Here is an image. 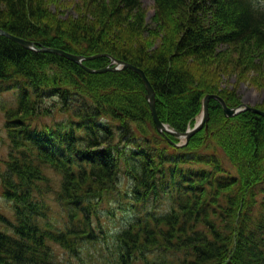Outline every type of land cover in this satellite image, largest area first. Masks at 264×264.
<instances>
[{"label": "trees", "instance_id": "1", "mask_svg": "<svg viewBox=\"0 0 264 264\" xmlns=\"http://www.w3.org/2000/svg\"><path fill=\"white\" fill-rule=\"evenodd\" d=\"M153 1L148 23L141 0H80L65 19L51 11L61 1L0 0V28L107 55L84 61L88 68L113 58L142 69L159 119L176 132L193 125L208 94L240 105L221 78L252 73L264 88V2ZM19 89L0 136V196L11 205L10 216L0 211V264H72L99 242L104 264H264V117L226 118L210 99L207 128L176 147L157 132L133 70L89 73L0 35V94ZM162 196L170 206L149 210ZM114 198L141 212L109 234L100 208ZM52 201L64 210L59 227ZM54 246L72 257L62 262Z\"/></svg>", "mask_w": 264, "mask_h": 264}, {"label": "rangeland", "instance_id": "2", "mask_svg": "<svg viewBox=\"0 0 264 264\" xmlns=\"http://www.w3.org/2000/svg\"><path fill=\"white\" fill-rule=\"evenodd\" d=\"M60 1L61 3H58ZM261 1L264 2V0ZM141 2H142V7L146 13V21L148 23H151V18L154 13V1L141 0ZM56 3H58L57 4L58 7L51 6L52 7L51 11L55 13L59 18L65 19L68 16H75L77 14L76 9L80 4V0H57ZM56 8H58V11H56ZM252 77L254 78L256 77V75L249 73L246 79H241V80H238L236 75L234 74L229 77L225 76L221 78L222 81L221 86L223 88H235L236 94L240 98V105H246L249 107L260 109V106L264 103V88L257 85L258 83H254L251 79ZM19 90H16V92L13 93L6 92L0 94V136L4 137L3 124L5 117H4L3 109H6L5 107L8 108L15 103L18 94L21 92V89ZM211 95H215V94H211ZM230 108H234V107H230ZM201 113L195 119L193 125L188 127L187 130L192 129L194 125L197 123V121L200 120ZM168 128L171 129L169 126ZM176 139L178 140L177 144L184 143L183 139L180 138H176ZM6 152H7L6 147L1 148L0 156L4 155ZM45 173L50 179L51 185L52 186L57 185V182L59 181V177L52 170H46ZM160 199H161L160 201H154V203L153 202L149 203L150 204L148 206L149 210L153 209L152 211L154 213L155 211L157 213H161L164 212L170 206L169 202H167L168 199L167 196H162ZM129 204L130 203L122 201V199L120 200L114 198L112 199L110 204H106V205L104 204V206L100 208L101 209L100 217L102 220L101 222L104 223V229L106 233L108 232L109 234H112L116 231H119L122 227L128 224L129 221H131L133 218H135L140 214L141 209H133L132 205ZM51 205L53 207V213H52L53 218H55V222L57 223L55 227H59L60 225H63L66 222L64 210L60 209V207L57 206L53 201ZM0 211L8 216H10L11 214L10 212L11 205L7 201H5L1 196H0ZM105 247H107V244L99 242L95 246H88L86 251H83L76 258H72V259H70L72 257L71 255L69 254L66 255L57 246H54V251L57 256L59 255V259L62 262L65 261V258L67 256L72 264H104L109 255V252L108 255L104 252Z\"/></svg>", "mask_w": 264, "mask_h": 264}, {"label": "water", "instance_id": "3", "mask_svg": "<svg viewBox=\"0 0 264 264\" xmlns=\"http://www.w3.org/2000/svg\"><path fill=\"white\" fill-rule=\"evenodd\" d=\"M0 35L5 36L13 41H16L17 43H19L20 45H22L23 47L33 50V51H38V52H45V53H53L59 56H62L80 66H82L87 72L89 73H93V74H100L106 71H115V70H121L123 68H129L131 70H133L135 73H137L146 90V99L148 102V106L150 109V113L155 125V128L157 130L158 133H160L161 135H171L175 138H180L184 140L183 144H174L176 147H180L185 145L188 140L190 139V137H192L196 132L200 131L201 129H203L204 127L207 128V122L209 119V111H208V102L210 99H215L216 101H218L223 109V113L225 115L226 118H231L234 117L235 115H237L238 113L244 111V110H249L252 111L262 117H264V111L260 110V109H256L253 107H249L246 105H239L238 107H234V108H230L226 105V103L224 102V100L217 96V95H206L203 99L202 102V113H201V117L200 120L197 121V123L194 125V127L192 129H188L185 132H176L174 130H171L168 128V126L166 124H164L158 116L157 113V109H156V105H155V93L153 90L152 85L150 84V82L148 81L144 71L142 69H139L137 67H134L128 63H125L123 61L120 60H116L111 58L110 59V63L101 69H92V68H88L83 64V61L85 60H94L97 59L99 57L102 56H107V55H103V54H98V55H94V56H90V57H85L82 55H75V54H71V53H67L63 50L60 49H54V48H50V47H44L41 46L37 43H34L32 41H27L24 40L22 38L16 37L11 35L10 33L2 30L0 28ZM170 141V140H169Z\"/></svg>", "mask_w": 264, "mask_h": 264}]
</instances>
